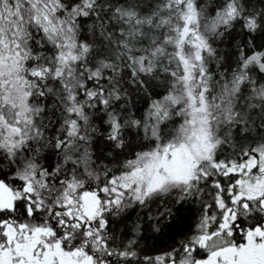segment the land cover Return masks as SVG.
Segmentation results:
<instances>
[{"label": "snow or ice", "instance_id": "obj_1", "mask_svg": "<svg viewBox=\"0 0 264 264\" xmlns=\"http://www.w3.org/2000/svg\"><path fill=\"white\" fill-rule=\"evenodd\" d=\"M0 264H264V0H0Z\"/></svg>", "mask_w": 264, "mask_h": 264}]
</instances>
